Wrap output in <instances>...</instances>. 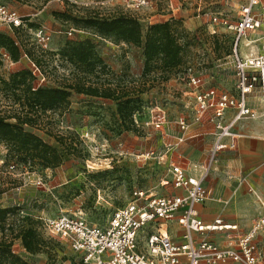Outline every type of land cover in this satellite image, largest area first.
<instances>
[{
	"label": "rangeland",
	"instance_id": "1",
	"mask_svg": "<svg viewBox=\"0 0 264 264\" xmlns=\"http://www.w3.org/2000/svg\"><path fill=\"white\" fill-rule=\"evenodd\" d=\"M243 1L151 0L148 8L134 11L108 0L104 6L93 5L94 8L62 0H0L23 15L26 24L15 30L0 25V31L20 45L19 58H10L11 61L3 58L5 50L0 48L1 78L8 80L19 69L30 70L29 62L34 60L42 74H32L30 82L34 86L103 84L112 92L110 97H98L72 90L67 103L39 111L36 124L23 125L62 155L61 163L55 167H43L38 160L19 161L9 144L0 141V208L13 209L6 223H13L16 230L33 228L42 243L40 251L30 253L23 248L20 238L14 239V247L21 256L31 264H83L78 253L47 230L44 219L65 212L81 214L92 223L106 224L115 207L130 201L134 188L166 192L158 177L166 172L164 159L170 156L164 155L165 142L170 138L166 134L168 128L176 127L174 118L179 113L191 125L197 122L194 94L199 92V85L186 83L184 69L193 68L201 79L202 89L234 91V70L228 55L235 34L222 21L237 22L238 7ZM259 2L255 9L261 21L260 29L246 32L238 42L239 51L246 49V45L252 47L248 40L264 37V10L260 7L264 0ZM120 14L136 17L143 32L151 24L168 21L180 41H187L181 65L168 71L153 68L143 74L142 45L101 37L85 23L91 15ZM213 16L217 17L216 21L212 20ZM40 26L50 35L46 49L34 36V30ZM85 38L95 44L93 57L89 63L72 61L65 52L71 51L69 45ZM68 41L71 44L67 45ZM175 84H179L178 88ZM2 88L0 85V115L16 122L14 114L27 109V105L23 98L16 102L11 91ZM255 95L253 91L248 96L250 105L259 104ZM126 98L134 99V104H130L135 107L131 116L117 111L120 100ZM156 106L164 108L170 117L161 128L145 125ZM82 131L89 132V140L80 139L78 134ZM191 140L188 138L181 146L183 154L192 148ZM150 151L154 155L146 156ZM11 165L15 173L7 172ZM36 177L42 184L35 182ZM254 242L264 264V228L258 231ZM137 248H142L141 236Z\"/></svg>",
	"mask_w": 264,
	"mask_h": 264
},
{
	"label": "built area",
	"instance_id": "2",
	"mask_svg": "<svg viewBox=\"0 0 264 264\" xmlns=\"http://www.w3.org/2000/svg\"><path fill=\"white\" fill-rule=\"evenodd\" d=\"M62 1L94 8L104 6L107 0ZM108 1L118 2L134 11L148 8L151 3V0ZM258 5L259 0H247L238 7L237 22L229 24L226 19L222 21L235 34L228 55L234 70V91L218 90L215 87L202 89L201 79L193 68L187 66L184 69L186 83L193 87L199 85V92L194 94V120L200 121L206 116L212 121L214 128L207 162L193 164V168L199 169L198 174H190L183 163L169 159L166 172L158 177L159 185L165 188L166 192L159 194L144 188H134L130 201L115 207L106 224L92 223L81 214L65 212L44 219L47 230L60 237L73 252L78 253L83 264H262L254 238L258 231L264 228V198L259 201L260 215L253 221L246 234L235 239L234 246L222 248L205 238L197 240L193 236L194 232L203 234L205 231L229 232L237 229L234 225H222L219 219L206 225L199 218L196 206L210 197V190L204 186V180L209 174L216 152L227 147L224 139L236 136L231 131L232 126L244 118L255 117V111L248 103V96L253 91L259 100V112L264 115V42L260 43L258 50H250L246 54H241L238 45L246 32L260 27L261 21L254 9ZM260 7L264 10V5ZM212 20L216 21L217 17L213 16ZM0 25L15 30L23 28L26 24L23 15L0 2ZM34 36L43 49L48 47L50 35L45 27H37ZM2 56L11 61L6 51L2 52ZM29 63L32 74L42 75L34 60ZM134 120L137 122L135 118ZM169 120L168 112L156 106L145 125L161 128ZM174 122L179 128V133L165 142L164 155L173 154L185 140L186 131L190 126V121L185 115L177 116ZM79 137L83 142L90 139L87 131L79 133ZM95 151L98 152L99 149L95 148ZM145 155H154V152L150 151ZM14 171L13 165L8 167L7 172L15 173ZM35 182L42 184L39 177H36ZM168 221H176L182 227L181 241L171 238L167 229ZM140 236L141 249L137 248Z\"/></svg>",
	"mask_w": 264,
	"mask_h": 264
},
{
	"label": "trees",
	"instance_id": "3",
	"mask_svg": "<svg viewBox=\"0 0 264 264\" xmlns=\"http://www.w3.org/2000/svg\"><path fill=\"white\" fill-rule=\"evenodd\" d=\"M85 23L101 37H113L116 41L142 45L143 74L149 73L153 68L168 71L178 68L182 63L187 41H180L168 21L151 24L146 32H143L136 17L127 14L114 17L91 15L85 19ZM69 44L71 43L68 41L67 45ZM69 46L71 51H66L65 55L72 61L89 63L94 55L95 44L90 38ZM0 48L7 52L11 60H17L20 56V45L14 38L1 31ZM98 61L101 62L100 59ZM31 76V70L19 69L12 73L8 80L0 77L2 89L11 91L16 102L23 98L27 105V109L14 114L16 122H9L7 117L0 115V141L9 144L10 150L19 161L38 160L43 167H55L61 163L62 155L41 136L27 130L23 125L33 126L39 117V111L45 112L67 103L72 90L92 96L110 97L111 88L103 84L99 86L84 83H67L61 87L43 84L34 86L30 82ZM133 102L132 98L120 100L117 111L123 116L125 112L131 116L135 109L130 105L134 104ZM12 210L10 207L0 208V264H31L17 252L13 241L20 238L23 248L27 252L35 253L42 249L41 240L33 228L21 227L16 230L13 223H6L7 216Z\"/></svg>",
	"mask_w": 264,
	"mask_h": 264
},
{
	"label": "crops",
	"instance_id": "4",
	"mask_svg": "<svg viewBox=\"0 0 264 264\" xmlns=\"http://www.w3.org/2000/svg\"><path fill=\"white\" fill-rule=\"evenodd\" d=\"M246 1L244 0L242 3ZM259 29L260 27L256 30ZM262 42H264L262 36L248 40L247 43L253 45L252 47L245 46L246 49L242 51L240 49L241 54H246L250 50H258ZM175 85L178 88L179 84ZM251 107L255 111V117L244 118L236 122L231 128L232 133L236 136L234 138L226 137L224 143L227 147L216 152L214 161L210 165L209 174L204 180V186L210 190V197L207 201L196 206L199 218L206 225L219 219L222 225L237 227L236 230H229V232L193 233L195 239L205 238L208 242L222 248L234 246L235 239L246 234L253 221L261 213L259 201L264 198V115L260 114L259 105H251ZM179 115L181 114L179 113L177 116ZM176 127L171 125L166 133L167 136L171 138L174 134H178L179 128L177 125ZM213 131V123L206 116L200 121L190 124L185 140L174 150L172 155L164 160L166 166L169 159H172L183 163L190 174H198L199 169L193 168V164L200 165L207 162L208 151L213 141ZM188 138H192L190 142L192 148L183 154L181 146L186 143ZM170 191L179 192V190ZM167 229L174 241H181L183 229L176 221H168Z\"/></svg>",
	"mask_w": 264,
	"mask_h": 264
}]
</instances>
